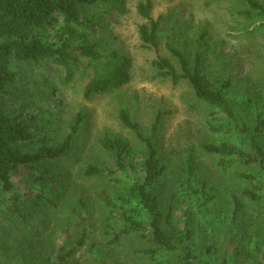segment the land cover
Listing matches in <instances>:
<instances>
[{
    "label": "trees",
    "instance_id": "obj_1",
    "mask_svg": "<svg viewBox=\"0 0 264 264\" xmlns=\"http://www.w3.org/2000/svg\"><path fill=\"white\" fill-rule=\"evenodd\" d=\"M236 1L242 32L264 39V1ZM153 5L138 7L147 19L139 26L143 46L156 52L153 78L188 84L209 112L204 129L187 125L168 154L157 144L163 111L145 124L130 106L118 109L132 139L100 135L99 161L82 167L83 177L116 185L98 195L106 217L103 239L93 242L88 201L74 208L50 184L65 175L57 163L76 152L89 115L77 111L59 135L58 113L33 110L78 77L86 100L131 83L130 52L93 35L115 24L125 1L0 0V264H83L87 247L92 264H121L111 254L124 239L137 242L134 264H264V72L235 83L232 63L211 79L200 44L190 58L171 35L162 53ZM206 37L205 30L199 39Z\"/></svg>",
    "mask_w": 264,
    "mask_h": 264
},
{
    "label": "rangeland",
    "instance_id": "obj_2",
    "mask_svg": "<svg viewBox=\"0 0 264 264\" xmlns=\"http://www.w3.org/2000/svg\"><path fill=\"white\" fill-rule=\"evenodd\" d=\"M124 1L126 10L117 16L115 24L93 35L97 42L104 46L130 52L133 59L131 83L122 91L86 100L82 88L83 81L78 77L76 81L62 86L61 93L56 91L48 101H42L39 107L33 110L45 115L58 113L59 135L69 129V123L77 111L83 109L89 115L76 152L57 163L58 172L65 175H60L50 184L53 187V196L60 201L66 197L68 204L74 208L80 205L82 198L88 201V208L91 209L90 220L93 222V242L103 239L102 220L106 217V209L98 195L103 190L113 193L116 185L106 176L83 177L82 167L89 161H99L101 152L96 146V139L100 135L121 133L132 139L130 132L121 125L117 117L118 109L123 105L130 106L138 111L139 118L145 124L151 121L157 111H163L165 116L157 136V144L161 152L166 151L168 154L176 152L179 137L183 133L187 134V125L196 132L204 129L209 112L208 108L197 104L188 84L174 86L168 81L153 78L152 61L156 52L143 46L139 34V26L147 22L138 8L145 0ZM236 6H239L236 0H154L151 15L154 18L162 17V53L166 51L163 47L166 36L171 35L174 42L181 46L190 58L194 57L200 44L205 54V71L211 79L224 72L226 65L232 63L234 68L229 72L235 83L243 82L249 75L254 78L261 76L264 72V59L254 57L257 55L256 49L261 53L264 51V48H261L264 39L242 32L241 19L234 15ZM115 17L112 13V18ZM205 30L207 37L200 41V35ZM205 133L202 131L199 137H203ZM88 137L91 140L86 142ZM132 157L137 161V153ZM59 217L62 218L63 215L60 214ZM60 227L68 229L71 235L74 233V228L68 226L65 221L61 222ZM104 241L106 242V238ZM132 243L135 241L124 239L117 244L111 254L112 259L121 264H134ZM87 248L80 253L81 261L83 264H92L93 256Z\"/></svg>",
    "mask_w": 264,
    "mask_h": 264
}]
</instances>
